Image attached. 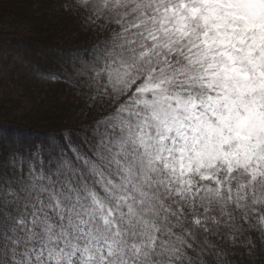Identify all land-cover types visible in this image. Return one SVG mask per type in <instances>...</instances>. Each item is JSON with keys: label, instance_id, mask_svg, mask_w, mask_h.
Instances as JSON below:
<instances>
[{"label": "snow or ice", "instance_id": "snow-or-ice-1", "mask_svg": "<svg viewBox=\"0 0 264 264\" xmlns=\"http://www.w3.org/2000/svg\"><path fill=\"white\" fill-rule=\"evenodd\" d=\"M61 8L98 115L0 153V264H264V0Z\"/></svg>", "mask_w": 264, "mask_h": 264}, {"label": "trees", "instance_id": "trees-1", "mask_svg": "<svg viewBox=\"0 0 264 264\" xmlns=\"http://www.w3.org/2000/svg\"><path fill=\"white\" fill-rule=\"evenodd\" d=\"M63 2L0 0V51L21 52L45 75L59 77L43 88L25 84L16 94L0 91V153L67 133L76 141L97 118L63 82L71 74L70 54L91 47V34L85 35L79 20L62 10Z\"/></svg>", "mask_w": 264, "mask_h": 264}, {"label": "rangeland", "instance_id": "rangeland-1", "mask_svg": "<svg viewBox=\"0 0 264 264\" xmlns=\"http://www.w3.org/2000/svg\"><path fill=\"white\" fill-rule=\"evenodd\" d=\"M47 77L49 76L24 59L21 52L14 50L0 51V91L7 88L16 94L21 85L25 84L43 88L51 82V79ZM3 129V127H0V135Z\"/></svg>", "mask_w": 264, "mask_h": 264}]
</instances>
